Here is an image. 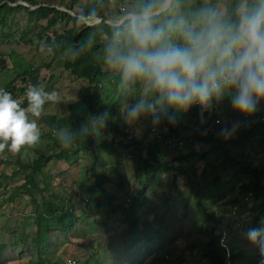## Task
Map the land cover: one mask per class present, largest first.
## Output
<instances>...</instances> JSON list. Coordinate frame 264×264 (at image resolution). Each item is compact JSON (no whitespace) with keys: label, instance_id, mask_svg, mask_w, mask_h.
<instances>
[{"label":"rangeland","instance_id":"rangeland-1","mask_svg":"<svg viewBox=\"0 0 264 264\" xmlns=\"http://www.w3.org/2000/svg\"><path fill=\"white\" fill-rule=\"evenodd\" d=\"M36 1L39 5L51 9L40 19H36L26 5L19 3L8 9L4 6L9 5L8 1L0 0V89L14 81L12 87L15 90H12L11 94L23 107L27 106L26 91H19V89L25 86L27 88L43 87L49 92L55 90L59 93V100L56 103L45 104L44 112L37 121L42 135L36 146L24 148L19 153H12L7 149L0 153V245H5L0 252V264H39L45 258L43 255L48 254V249L52 250L54 243L59 240L63 243L67 239L64 235L66 229L64 225L68 226L69 218L64 217L60 224L55 223L57 220L52 221L57 225L55 228L59 226L62 230L48 234L49 239L53 241H50L52 244L42 243V246L37 244L36 248L35 220L37 213H40L38 210L41 203H39L40 199L33 201V197L32 199L29 197L28 193H31L32 187H28V189L31 188L29 192L23 187L32 170L31 167L26 170L22 167L32 164L41 156H47L59 150L52 147L57 136L48 115H54L57 118L67 113L69 105L79 99L80 88L87 86L88 83L87 79H77L65 69V62L73 61L75 49L70 48L54 55L49 39L53 41L59 35L65 36L67 31L75 25V21L65 13L73 12L78 16L82 6L91 3L97 7L99 15L92 17L88 25L83 24L81 30H86L85 36L88 38L92 36L99 44L100 57H103L102 49L108 40V33L105 27L94 25L107 20L118 23L119 18L131 10L137 2V0ZM52 8L58 9L59 12L53 11ZM71 16L77 17L72 14ZM51 19L53 22L49 24ZM63 44H65L64 41H62ZM33 69L37 70L35 83L31 81L30 76L24 75V72ZM101 71L102 75L98 77L103 83L100 99L103 105L108 106L107 109L105 108L107 111L113 107V99L119 94L120 81L119 75L110 72L104 64L101 65ZM137 94H139V86H137ZM125 102L131 103L133 98L123 95L121 104L113 107L115 108L114 122L119 127H126L128 139L115 133L114 130L106 132L105 129H101L98 134L91 135V140L86 141L84 147L75 146L70 160L52 158L48 161L33 176L34 183L35 180L41 182V180L49 179L56 182L55 186L60 187V190L72 186L70 197L75 199L76 208L80 213L89 214L91 208L87 205L89 204L87 197L92 195L89 186L94 180L91 166L93 156L96 155L97 173L105 172L108 178L101 186L103 194L118 196L117 201L124 200L127 205L135 206L137 212L142 214L139 227H142L143 221L147 220L150 229L158 228L160 231L159 234L154 233L153 239L147 242L145 241L148 234L146 232L138 234L135 238H129L128 222L124 220L120 212L106 219H98L96 229L92 227L88 229L87 218L97 216L89 214L87 218L83 217L79 220L80 222L77 221L80 226L79 237H75L76 241L78 239L77 243H67V246H73L72 249L78 256L79 264H150L153 258L171 260L173 264H207L199 254V249L207 240V236L199 227L202 215L192 198L193 192L189 187L191 180L199 184L203 192L202 197L211 201L213 211L224 218L221 243L227 249L233 245L242 251L243 259L237 258L233 261L237 264H258L261 258L258 248L249 242L246 233L249 228L264 227V213L260 216V220L253 221L259 212V207L256 206L257 201H254L248 192L238 188L239 183L237 187L235 185L232 188L229 182L233 174L230 158L243 153L242 148L230 142L242 141V144H246L242 138H247L244 133L250 126V117L245 118L234 111L230 98L225 97L221 103L214 105L213 110L223 118L225 126L230 127L233 123L245 122L234 134L227 138L222 137L220 132L224 125L219 127L218 134H215L213 130L208 129L212 118L203 117L202 120L200 115L192 128L185 125L184 118L183 123L187 130L173 132L162 122L158 127L153 128L149 118H141L132 124L126 123L121 114V108ZM200 111L199 107L194 106L182 114L192 116ZM256 113L261 120H264V100L259 102ZM151 129H154L157 135L169 138L173 144L170 148H166L162 142H156L157 156L170 161V169L167 167L157 170L154 161L148 157L145 150H138L133 144L135 141L137 145L155 141ZM47 133H52V137H46ZM197 133L216 136L218 139H214V142H203L198 138ZM131 136L133 141L129 140ZM119 140L124 143L119 144ZM180 147L185 152L181 154H185L186 157L175 159V156L180 153ZM224 153L229 155L228 159L225 158ZM149 159L155 171L152 172V176L151 173L149 174L151 177L147 181L148 175H145L143 161ZM260 161L264 162V156L259 149L254 152L252 162ZM136 162L139 176L135 178L132 172ZM43 168L46 169V173L50 172L51 178L39 175ZM122 177L127 179V184L118 185ZM217 177H220L218 184L215 182ZM241 179L245 181L247 178L241 174ZM140 182H143L145 186H141ZM79 201L81 204L78 203ZM49 222L51 224V221ZM150 229H148L149 233L152 232ZM36 249L42 252V256L38 255L39 252L37 253ZM47 260V264L53 262L51 259Z\"/></svg>","mask_w":264,"mask_h":264},{"label":"clouds","instance_id":"clouds-1","mask_svg":"<svg viewBox=\"0 0 264 264\" xmlns=\"http://www.w3.org/2000/svg\"><path fill=\"white\" fill-rule=\"evenodd\" d=\"M94 13L99 15L95 6L82 10L77 24L88 25ZM119 19L103 46L102 61L119 75L121 94L133 98L121 108L126 123L149 118L156 128L163 121L174 123L179 113L194 106L203 120L204 113L225 97L243 116L256 113L264 100V0H203L198 7L195 0H137ZM94 43L89 36L76 48L77 54ZM25 98L23 107L0 89V153H19L40 142L37 121L46 103L58 102L59 93L30 86ZM109 117L108 111L90 114L75 130H56L57 139L68 148L98 134ZM239 126L240 122L225 126L220 135L227 138ZM246 238L258 248L259 264H264V227L249 228Z\"/></svg>","mask_w":264,"mask_h":264},{"label":"trees","instance_id":"trees-1","mask_svg":"<svg viewBox=\"0 0 264 264\" xmlns=\"http://www.w3.org/2000/svg\"><path fill=\"white\" fill-rule=\"evenodd\" d=\"M8 2L15 3L18 0H7ZM28 2L31 5H37L35 9H31L30 13L35 15L36 19H40L45 16L48 10H51L47 6L39 5V2L36 0H23ZM212 3H228L232 4L235 2V0H211ZM203 3V0H195V6H200V4ZM6 8H11V5H4ZM91 6H94L91 3L85 4L82 6L81 11H87V9ZM97 9V7L95 6ZM53 11L59 12L58 9L52 8ZM80 11V12H81ZM98 11V9H97ZM228 12L232 11V8L229 7L227 9ZM69 18L75 21V25L67 31L65 36H57L53 41H50L51 47L53 49L54 55H58L65 50H68L70 48L75 49L83 45L85 41H88V37L85 36L86 30H81L83 27V24H77L76 17L72 18L71 14L65 13ZM95 13L93 17H95ZM53 19L49 21V24H52ZM94 26H102L105 27L106 32L109 34L110 29L112 25L101 22L100 24H95ZM62 41H64L65 44L62 45ZM54 45H59V47H54ZM100 46L95 41L92 46L88 47L86 51H84L82 54L78 55L77 52L75 54V57L73 61H66L65 62V69L74 77L77 79L85 80L87 79L88 83L87 86H83L80 88L79 94L80 97L76 101L72 102L69 105L68 112L61 115L60 117H55L54 115H48L50 124L54 125L55 129H73L75 130L78 128L82 123L85 122L87 117L90 114L100 113L105 111L108 106L103 105L100 99V92L103 88V83L100 82V77L102 75L101 71V65L103 64L102 57H100ZM36 74L37 70L33 69L32 71L24 72V75L30 76V79L32 82L35 83L36 80ZM117 75V74H116ZM12 81L11 83L7 84L3 89L9 93L12 92V90H15L14 87H12ZM27 87H21L19 91H26ZM105 91V90H103ZM123 95L121 94V91H119V94L116 98H114L112 105L113 107H118L121 104ZM111 107L107 111L110 112V121L108 122L107 126L103 129L106 130V132L114 130L115 133L125 136V138H129L128 133L125 131V126H118L116 122H114V115H115V108ZM198 107V106H197ZM106 108V109H105ZM177 117V120L174 123H169L167 121H163L162 123L165 124V126L172 130L173 132H179L187 130V127L184 125V114L179 113ZM196 115V114H194ZM214 112H207L204 114V117L212 118L214 117ZM250 126L246 129L244 136L246 135L247 138H242L244 141H246V144H242V141H233L230 142L232 145H237L242 148L243 153L236 154L233 158H230L231 166L233 170V174L229 180L231 186L230 187H236L243 189L246 192H250L253 200L257 201V207L259 212L255 217L253 218V221L260 220V216L264 213V162L260 161L258 163L252 162V156L255 151L260 149V152L264 150V120H261V117L258 113H255L254 115L250 116ZM208 125V124H207ZM214 133L218 134L219 127L215 128ZM90 134L86 139L84 140H76L73 142V144L68 147L64 148L62 147L60 141L54 140V143L52 145L53 148H58L59 150L56 152H52L47 156H41L40 158L35 159L32 164L24 165L22 168L26 170L28 167H31L32 171L31 174L27 176V181L25 182V185L23 186L24 189L29 192L31 188L28 189V187L35 188L34 183V173L36 170H39L42 166H45V164L50 161L52 158L54 159H64V160H70L71 153L73 152V149L75 146L81 147L85 145L86 141L91 140ZM198 138L201 139L203 142H214V139H218L214 134L215 137L212 136H205L200 135V133H197ZM239 136V135H237ZM46 137L50 138L52 137V133H47ZM238 138V137H237ZM131 141H133L132 136L130 137ZM241 140V139H240ZM113 141V140H112ZM114 142V141H113ZM157 141L145 143L144 145H137V141H135L134 146L138 149H144L145 152L148 154V157L154 161V165L156 166L157 170L165 169V168H171V162L164 160L163 158H160L157 156ZM119 144H122L124 142H118ZM98 148V147H97ZM225 158H229V155L227 153H224ZM181 155V156H179ZM180 157H186L185 154H177L175 156L176 158ZM149 160L143 161L145 163V175L147 177V181H149L150 177L152 176V172H154L153 164ZM225 160V159H224ZM140 162V159L138 160ZM96 163H97V156H93V163L91 166V173L94 175V180L89 186V191L92 193L90 197H87V202L91 201L94 203V206H91V210L94 214L97 216H106L107 215H113L118 212L122 214L124 217V220L128 222V234L129 238H135L138 234L146 232L148 234L146 238V242L150 239H153V234L157 233L159 234L158 228L150 229L149 222L147 220H144L142 223V227H139V220L142 217L141 213L137 212V208L133 205H127L126 202L123 200L121 202L117 201L118 196H106L103 194L102 184L106 183L108 180L105 172L100 171V173H97L96 171ZM138 164H134V170L132 176H139L138 170H137ZM178 170V168H177ZM151 173V176L149 174ZM241 174L243 176H246L247 179L242 180ZM190 181V191L193 192L192 198L194 203L197 204L199 207V211L202 215V220L199 222V227L204 230L207 240L203 243V246L199 249L200 256L206 261L207 264H228V261H230V264H237L233 260L237 258L242 257V251L238 248L234 247L233 245L229 247V249L226 248V246L221 243L223 232L221 231V228L224 226V218L222 215L215 213L213 211V208L211 206V201L207 200L206 198L202 197V189L199 186L198 183H194ZM216 184L220 182V177H217L215 179ZM127 184V179L122 177L120 178V182L118 185L121 184ZM141 186L145 184L143 182H140ZM231 190V188H229ZM32 192V191H31ZM102 194V196L100 195ZM186 197V196H185ZM184 197V198H185ZM53 199V198H52ZM52 199H42L41 204V210L42 213L40 215H37V218L35 220L36 224V248L37 244L42 246L43 244L48 245L49 244V233L56 230L55 227L57 226V223H62V220L64 219L63 211L64 207L63 205L57 204L52 202ZM137 199V198H133ZM86 204V203H85ZM89 206V204H87ZM60 219V220H58ZM106 219V218H105ZM57 220V221H55ZM51 221V224L50 222ZM52 221H55L56 224L52 223ZM72 224L74 221V218L72 217L71 220H69ZM209 221V222H206ZM206 223H210L211 225H208ZM65 227V226H64ZM142 228V229H140ZM148 229H150L152 232L149 233ZM5 245H0V252L4 249ZM37 251V249H36ZM39 251H37L38 253ZM79 262V261H78ZM51 264H60L56 262H52ZM150 264H173L171 260H163L160 258H153L151 260Z\"/></svg>","mask_w":264,"mask_h":264},{"label":"crops","instance_id":"crops-1","mask_svg":"<svg viewBox=\"0 0 264 264\" xmlns=\"http://www.w3.org/2000/svg\"><path fill=\"white\" fill-rule=\"evenodd\" d=\"M213 108H215V106ZM212 112H214V115L216 114L215 113V110H213V109H212ZM205 113H207V112H205ZM198 116H199V113L197 115H194L193 114L192 116H190V115L184 116V118H185V125H187L190 128H192V126H194L193 123H196L197 120H198V118L200 117V116L199 117ZM210 122H211V120H210ZM179 151H180L179 154H181L182 152H184V149H182V147H180V150ZM36 172H38V171L36 170ZM36 172L34 173V176H35ZM39 175L50 176V172H47L46 173V169L43 168L41 170V173ZM50 178H51V176H50ZM48 180H46V179L45 180H41V182H38L37 180H35V188H33V190H35V192H33V190H32L31 193H28L29 194V197H31V199L33 197V201L40 199L39 203H41V204H42V199L43 198H46V199H50V198L52 199L53 198L52 199V202L57 203V204H60V205H63V207H64L63 215L65 217H68L69 220H71V218L73 217L74 218V221H73L72 224H69L70 223V221H69L68 226H65L64 225L65 226L64 228H66L64 230L65 231V234L64 235H66V237H67V239H65L64 242H66V243L64 244V242L62 243L60 240L58 242L54 243V245L52 246V250H49L48 249V254H44L43 255V257H45V258L42 259L41 260L42 262L40 261V263L47 264L48 263V260L47 259H51L53 262H56V263H61L67 257H74V258L77 259L78 256L75 254V250L72 249L73 246L72 245L71 246H67V243H72V244L73 243H77L78 239L76 241V238L75 237L78 238L79 237V234H80V231H79L80 230V226L77 223V221H79L83 217H86L87 218L88 216H90L89 214H94V213H93L92 210L89 211V214H87V212L80 213L78 211V208H76L77 204L74 202L75 199H72L70 197V191L72 189L71 188L72 186L69 185L70 187H64L63 190H60V187L55 186L56 185V182H54L52 180H49V181ZM73 188H75V187L73 186ZM71 193H73V192H71ZM70 201H72V202H70ZM93 202H92V200L89 202V208L92 205H94ZM78 203L81 204L80 201ZM41 204H39V210H38V212H40V213H42ZM68 206H70V207H69V211L67 212V207ZM82 208H84V207H82ZM83 211H86V210H83ZM40 213H37V215H40ZM116 214H120V213L118 212ZM116 214L107 215V217L102 215V216H95V217L93 216L92 218H87L88 224L86 225V227L88 229L90 227L96 229L98 219H100V218H102V219L103 218H108L110 216H115ZM37 215H36V217H37ZM55 229L56 230H54V231H56V232L57 231H62V230L59 229V226L57 228H55ZM87 232L90 233L89 230H87ZM96 233H98V231ZM71 234H72V237H71ZM50 241H49V244L51 245L52 244L51 242H53V241H51V242ZM62 245H64V247H62ZM41 253L42 252H39L38 255L42 256Z\"/></svg>","mask_w":264,"mask_h":264},{"label":"built area","instance_id":"built-area-1","mask_svg":"<svg viewBox=\"0 0 264 264\" xmlns=\"http://www.w3.org/2000/svg\"><path fill=\"white\" fill-rule=\"evenodd\" d=\"M216 113V112H215ZM247 116H245L246 118ZM245 124V122H241L240 126H243ZM225 126L224 120L223 118H221L218 113L215 114L214 117H212L211 123L209 124L208 129L214 130L217 127H222ZM152 135L154 136L156 141L162 142V144L166 147V148H170L172 144L171 140L169 138H164L163 136H159L155 133L154 129L152 130ZM176 145V144H174ZM263 156H264V150H262L260 152ZM250 195L251 193L248 192ZM260 257V256H259ZM261 259V258H260ZM259 259V261H260ZM259 264V262H257ZM60 264H79L78 260L74 257H67L65 258Z\"/></svg>","mask_w":264,"mask_h":264},{"label":"water","instance_id":"water-1","mask_svg":"<svg viewBox=\"0 0 264 264\" xmlns=\"http://www.w3.org/2000/svg\"><path fill=\"white\" fill-rule=\"evenodd\" d=\"M9 5H11V6H15V5H17V4H23V5H26V6H28L30 9H34L37 5H31V4H29L28 2H26V1H23V0H18L17 2H15V3H11V2H7ZM56 8H57V6H56ZM59 8V7H58ZM66 11H68V10H66ZM70 14H72V15H74V16H77V14H75V13H73V12H70ZM108 24H110V25H114V24H118L119 22H120V20H119V22L118 23H114V22H111V21H106Z\"/></svg>","mask_w":264,"mask_h":264}]
</instances>
